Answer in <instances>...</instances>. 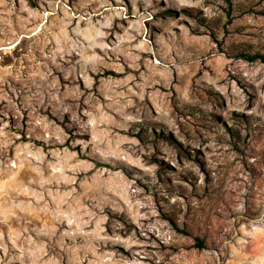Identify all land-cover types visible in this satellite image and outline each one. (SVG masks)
<instances>
[{
    "label": "rangeland",
    "instance_id": "374dc122",
    "mask_svg": "<svg viewBox=\"0 0 264 264\" xmlns=\"http://www.w3.org/2000/svg\"><path fill=\"white\" fill-rule=\"evenodd\" d=\"M244 54L264 0H0V264H264Z\"/></svg>",
    "mask_w": 264,
    "mask_h": 264
},
{
    "label": "trees",
    "instance_id": "16d2710c",
    "mask_svg": "<svg viewBox=\"0 0 264 264\" xmlns=\"http://www.w3.org/2000/svg\"><path fill=\"white\" fill-rule=\"evenodd\" d=\"M244 56L247 58V59H249V60H254V59H256L257 57H261L262 58V60L264 61V57H262V56H259L258 54H253V55H247V54H244ZM202 244V242H199V245H201Z\"/></svg>",
    "mask_w": 264,
    "mask_h": 264
},
{
    "label": "bare ground",
    "instance_id": "6f19581e",
    "mask_svg": "<svg viewBox=\"0 0 264 264\" xmlns=\"http://www.w3.org/2000/svg\"><path fill=\"white\" fill-rule=\"evenodd\" d=\"M157 62V61H156Z\"/></svg>",
    "mask_w": 264,
    "mask_h": 264
}]
</instances>
